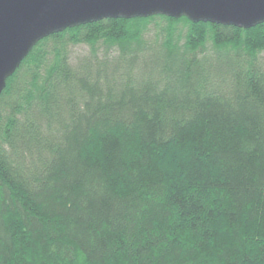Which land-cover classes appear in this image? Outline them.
<instances>
[{"label": "trees", "instance_id": "trees-1", "mask_svg": "<svg viewBox=\"0 0 264 264\" xmlns=\"http://www.w3.org/2000/svg\"><path fill=\"white\" fill-rule=\"evenodd\" d=\"M263 55L264 23L165 16L39 42L0 96V264H264Z\"/></svg>", "mask_w": 264, "mask_h": 264}, {"label": "water", "instance_id": "water-1", "mask_svg": "<svg viewBox=\"0 0 264 264\" xmlns=\"http://www.w3.org/2000/svg\"><path fill=\"white\" fill-rule=\"evenodd\" d=\"M153 16L248 30L264 23V0H0V96L42 40L103 20Z\"/></svg>", "mask_w": 264, "mask_h": 264}, {"label": "rangeland", "instance_id": "rangeland-1", "mask_svg": "<svg viewBox=\"0 0 264 264\" xmlns=\"http://www.w3.org/2000/svg\"><path fill=\"white\" fill-rule=\"evenodd\" d=\"M153 35V34H152ZM90 51V48L86 45H81L73 48V57L77 58L79 56H83L88 54ZM264 56V55H263Z\"/></svg>", "mask_w": 264, "mask_h": 264}]
</instances>
